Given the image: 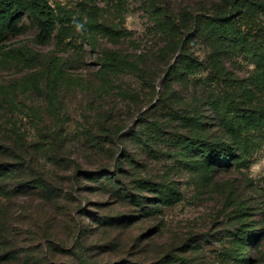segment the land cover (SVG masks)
Here are the masks:
<instances>
[{"label":"rangeland","instance_id":"1","mask_svg":"<svg viewBox=\"0 0 264 264\" xmlns=\"http://www.w3.org/2000/svg\"><path fill=\"white\" fill-rule=\"evenodd\" d=\"M250 1L258 28L244 4L234 15L250 49L202 26L229 0H49L73 20L63 44L22 14L0 45L2 264H264V179L248 178L264 166V0ZM108 52L126 65L104 67Z\"/></svg>","mask_w":264,"mask_h":264},{"label":"trees","instance_id":"2","mask_svg":"<svg viewBox=\"0 0 264 264\" xmlns=\"http://www.w3.org/2000/svg\"><path fill=\"white\" fill-rule=\"evenodd\" d=\"M229 10L230 16L217 15L215 17H210L208 21L203 23L202 26L208 29L210 32L209 36H212L211 40L216 42L228 41L233 45L245 44L247 49L251 44L250 39L253 34L245 33L241 26L238 27L236 21H234V15L243 8L246 9L245 13H241V21L247 29L255 30L258 28V15L262 11V7L257 5L250 0H229ZM29 13L30 16L35 20L39 26V34L37 40L41 44H46L52 40V37L59 27L58 43H64V35L66 31L67 24L73 23L72 18L69 16L68 12L65 10H60L56 12L54 7L49 3V0H0V45L3 44L11 34H16L20 31L19 20L22 14ZM239 17V14H237ZM14 54L21 57L23 60L32 61L40 56V53L28 48L20 47ZM107 63L104 67L113 68L115 66L126 65L115 52H108L106 54ZM190 66L195 68L202 65L198 61L191 60ZM215 64L218 69L224 72L223 60L218 58L215 60ZM212 158L217 162H226L233 156V151L226 146H215L211 151ZM59 157V156H58ZM56 163H61L60 158ZM36 185L32 188L40 187L43 189L44 185L37 183V181H32ZM39 260V259H37ZM0 257V264L3 262ZM179 261L183 264H189L188 260L184 258H179Z\"/></svg>","mask_w":264,"mask_h":264},{"label":"clouds","instance_id":"3","mask_svg":"<svg viewBox=\"0 0 264 264\" xmlns=\"http://www.w3.org/2000/svg\"><path fill=\"white\" fill-rule=\"evenodd\" d=\"M248 178L250 180L264 179V166H262L261 161H254L250 164L248 169Z\"/></svg>","mask_w":264,"mask_h":264}]
</instances>
